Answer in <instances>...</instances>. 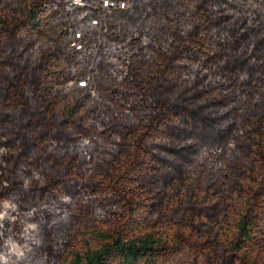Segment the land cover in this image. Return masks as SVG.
<instances>
[{"label": "trees", "instance_id": "16d2710c", "mask_svg": "<svg viewBox=\"0 0 264 264\" xmlns=\"http://www.w3.org/2000/svg\"><path fill=\"white\" fill-rule=\"evenodd\" d=\"M83 1L0 0V164L11 165L0 167V189L11 187L0 194V264L22 255L20 239L35 242L36 206L16 189L106 179L117 223L70 264H178L185 249L191 264H264V0H197L192 29L149 42L123 33L126 17L149 14L145 0H123L100 33L98 0ZM160 179L186 194L197 179V212L167 220L171 233L149 228Z\"/></svg>", "mask_w": 264, "mask_h": 264}, {"label": "rangeland", "instance_id": "374dc122", "mask_svg": "<svg viewBox=\"0 0 264 264\" xmlns=\"http://www.w3.org/2000/svg\"><path fill=\"white\" fill-rule=\"evenodd\" d=\"M149 1L151 0L142 2L149 8L147 16H141L136 23L129 19L130 17H126L123 32L125 35H128L130 31H136L144 34L146 42H149L151 38H156L160 32H166V40L168 41L170 32L176 25L185 32L193 28V23L196 22L197 18V0H155L151 4ZM141 5L139 6L142 8ZM134 6L133 2L132 9ZM261 9L264 11V5ZM229 12L238 15L242 11L235 12L229 9ZM248 12L251 16L253 15L251 9ZM241 33H244V30L240 31ZM206 80L208 84L212 82L213 77L209 76ZM198 103L209 102L200 98L197 100ZM235 105L236 103L229 104L223 109V112ZM4 139L5 137L0 135V142ZM6 150L7 148L0 145V154ZM1 163L4 164L3 167L0 164L3 175L9 172L3 168H10L11 165L3 159ZM157 164L162 166L161 163ZM181 164L183 169H188L184 161ZM164 168L177 173L173 171V168ZM214 170L213 168L212 171L210 170V178L212 179L216 178ZM14 172H19V176L24 178L21 170L10 173L13 174ZM35 173H38L37 169ZM114 181L106 179L100 182H92L87 180L84 188L70 192L64 190L60 192L58 185L42 189L32 187L31 183L26 188L29 193L16 189L15 195L19 196V202H23V204L28 202L36 206L34 208L37 209V214L34 215V229L30 231V236H28L34 237L35 242L33 243L30 238L20 239L23 253L20 257L13 259V264H70L76 255H81L86 249L97 247L101 243L97 236L98 232H103L109 222L116 224L117 215L121 211L119 205L113 203L114 200L110 197L109 190L112 189ZM44 182L41 181L40 184ZM152 182L156 190L149 201V207L152 210L149 228L159 232L168 231L171 233L173 229L167 220L181 223L189 220L193 216L192 214L197 212V179L192 181L193 189L187 194L183 185L181 186L183 191L181 189L177 191L175 186L167 185L170 183L167 179L152 180ZM9 185L10 183L2 187L0 194L1 192L4 194L8 192L11 188ZM57 193H62V195L57 196ZM61 198H68V201H63ZM23 217L21 216V218ZM164 217L165 221L163 220ZM190 222H197V219L190 220L188 223ZM192 232L193 235L197 236V228ZM191 259L190 249H185L178 258V264H191Z\"/></svg>", "mask_w": 264, "mask_h": 264}, {"label": "built area", "instance_id": "2783aa9c", "mask_svg": "<svg viewBox=\"0 0 264 264\" xmlns=\"http://www.w3.org/2000/svg\"><path fill=\"white\" fill-rule=\"evenodd\" d=\"M74 4L84 6L86 5L85 1L83 0H73ZM125 1L123 0H98L94 4V8L97 9L98 15L91 20V23L93 26L98 28L99 33L101 31L107 30V15L112 12L114 9L118 8H125ZM69 35H70V46L75 47L77 49H80L83 47L81 38L83 36V31L71 26L69 28ZM89 81V78L87 80H81L78 82L80 86H84L86 82ZM69 85L73 84V81H69Z\"/></svg>", "mask_w": 264, "mask_h": 264}]
</instances>
